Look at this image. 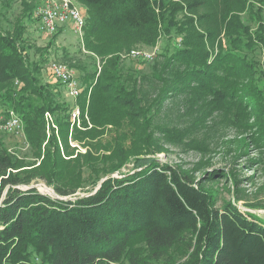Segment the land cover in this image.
I'll return each instance as SVG.
<instances>
[{"label":"trees","instance_id":"16d2710c","mask_svg":"<svg viewBox=\"0 0 264 264\" xmlns=\"http://www.w3.org/2000/svg\"><path fill=\"white\" fill-rule=\"evenodd\" d=\"M15 1L0 0V103L24 120L33 157L14 156L9 147L18 142L0 135V201L10 190L0 204V264H264V217L232 199L219 206L205 186L227 178L224 171L197 181L192 170L145 157L134 172L75 200L21 187L44 178L69 196L86 185L85 166L95 184L132 156L162 150L156 130L170 142L188 138L205 158L217 132L206 137L201 129L211 128L213 118L248 135L228 142L238 157L248 156L251 146L264 155V25L253 29L213 0H78L86 8L88 48L99 50L94 39L102 26L158 47L153 59L116 53L100 71L95 58L78 63L65 53L69 66L80 69L82 129L72 126L73 101L61 98V82L45 72L65 26L37 47L28 26L38 24L43 0H20L18 13ZM173 108L190 117L187 125L163 121ZM46 112L60 137L48 131ZM123 123L128 127L120 129ZM107 127L115 135L103 143ZM71 129L72 139L88 147L85 153L71 145ZM255 161L264 159L249 163ZM231 176L241 199L244 177L236 170Z\"/></svg>","mask_w":264,"mask_h":264},{"label":"rangeland","instance_id":"374dc122","mask_svg":"<svg viewBox=\"0 0 264 264\" xmlns=\"http://www.w3.org/2000/svg\"><path fill=\"white\" fill-rule=\"evenodd\" d=\"M19 3L20 0H16L14 3L15 8L13 7V10H15L16 13L19 12ZM76 4L84 15L85 12L83 10L86 9L84 3L76 0ZM213 4H215V8L219 9L220 12L222 11L223 14L228 10H231L229 16L232 14L238 15L244 22L250 23L253 29H256L260 25H264V0H213ZM10 17H13V13H10ZM37 26V23L28 26V32L30 33L31 41H33L32 43L37 47H43L48 43L52 35L49 36L48 34L41 32L38 30ZM99 30L100 31L98 32L96 39H94V42L100 48L99 50H94L88 48L86 45L85 47L80 46L74 25L68 23L64 30L58 35L55 45L51 49L49 60L45 65V72L48 63L52 60L56 59L69 64V61L63 57L65 53H68L72 61L78 63H86L95 58L96 65L102 69L104 59L111 57L116 53L120 54L124 59H130L133 58L131 55L132 50L144 53L154 52L157 48V46H147L141 41H132L129 39L128 35L118 33L117 31L104 26L100 27ZM34 52L35 51H33V53ZM33 58H38V55L34 54ZM143 67L145 72L150 71L148 65ZM72 68H75L78 74L80 73V69L76 67ZM48 79H50L49 76ZM64 91L65 90L63 88L64 95H62L61 98L63 100L72 101L65 95ZM171 110L172 111L162 114L163 121L177 123V125L180 126H185L189 123L190 117L179 116L178 109L176 108ZM54 118L55 117L53 116V121L55 123ZM87 120L90 123L89 127H92L93 124L91 123L89 117H87ZM213 120L215 121L213 122ZM160 121H162V119H160ZM209 125H211V128L201 129V133L207 137L206 132L215 131L217 132V135L210 139V142L213 143V147L208 150V153L206 154L207 157H205L208 158V160L205 161V163L201 161L202 159H205L203 158L201 152L192 149L187 144L188 138L184 141L170 142L163 132L156 130L154 137L158 140L160 147H163L162 150L157 149L152 154L143 153L132 156L129 162H127L120 170L102 176L95 184L91 183V180L95 177V175H91L90 171H88L85 166V169H83L86 185L79 187L75 193L69 196L58 194L55 185L48 183L44 178H38L33 183H30V185H23L21 187L23 189H28L33 186L44 194L50 196L58 195L60 198L75 200L78 196H84L92 190L102 187L110 178L113 179L114 177H121L134 172L142 158L155 157L161 162H168L172 165H181L184 169L192 170V175L197 179V181L206 178L207 173H212L217 170L226 172L228 176L227 178H219L212 181L206 180L207 182L205 181V186L210 188L215 194L218 205L221 206L224 200L232 199V201L243 211L256 213L260 217H264V161H255L251 164L249 163L250 159L258 158L259 156L264 159V155L251 146L252 149L250 150L248 156L244 157L243 155L242 157H238L236 153V144L234 143L229 146L228 142L230 143L233 140H240L243 138H247L248 140V135L243 133L242 130L236 126L225 127L217 118H213L209 122ZM77 127L85 129V127L82 126V119L81 125ZM109 127H111V125H109ZM109 127L105 129V133L102 136L103 143L110 141L115 135V132L108 130ZM127 127L128 124L123 123L120 129H125ZM98 129L103 128L98 127ZM49 130L57 134V136L59 135L58 127L55 128L51 125L48 131ZM72 131L73 129H71L69 136L71 145L78 147L77 151L85 153L88 147H84L81 143L72 139ZM201 133H199V135L202 137ZM12 140L20 144V140L18 138H13ZM128 143L129 140H127V144ZM29 150L30 147L27 149H19L18 151L11 153L19 158L30 159L33 156L31 155V157H29ZM43 157L44 155L41 156L40 159L33 158V160L41 161ZM39 162L36 165H38ZM233 170H236L244 177V179L239 183V187L243 189V197L241 199H237L235 195L236 187L231 179V171ZM9 192V187H6L2 196L6 197Z\"/></svg>","mask_w":264,"mask_h":264},{"label":"built area","instance_id":"2783aa9c","mask_svg":"<svg viewBox=\"0 0 264 264\" xmlns=\"http://www.w3.org/2000/svg\"><path fill=\"white\" fill-rule=\"evenodd\" d=\"M36 16L38 17V29L45 34H54L59 28L66 27L68 23L73 24L80 46L85 47L86 18L76 4V0H43L37 7ZM157 49L158 47L154 52L144 53L132 50L131 55L132 57L143 56L148 59H153ZM98 68L100 71L101 67L98 66ZM46 71L50 77L48 80L61 82L65 90V95L73 101L71 108L72 125L80 126L82 110L78 104V97L83 91V87L80 83L77 70L69 66L66 62L55 59L48 63ZM45 116L48 127L50 128L52 125L56 128L57 126L53 121L51 112H46ZM85 117H88L87 113ZM2 134L20 140V144L17 143L9 147L10 152L30 147L22 117L14 109L3 110L0 103V135Z\"/></svg>","mask_w":264,"mask_h":264},{"label":"water","instance_id":"95a60500","mask_svg":"<svg viewBox=\"0 0 264 264\" xmlns=\"http://www.w3.org/2000/svg\"><path fill=\"white\" fill-rule=\"evenodd\" d=\"M31 187H33V186H31ZM31 187H30V188H31ZM97 189H98V188L94 189L93 191L89 192V193L86 194V195H91V194L95 193V192L97 191ZM53 196L60 198V196H58V195H53ZM3 198H4V197H3ZM3 198H2V200H3ZM2 200H1V201H2ZM1 201H0V204H1Z\"/></svg>","mask_w":264,"mask_h":264}]
</instances>
